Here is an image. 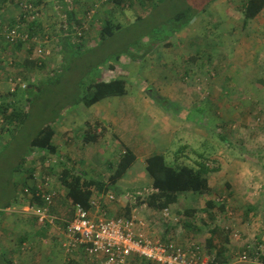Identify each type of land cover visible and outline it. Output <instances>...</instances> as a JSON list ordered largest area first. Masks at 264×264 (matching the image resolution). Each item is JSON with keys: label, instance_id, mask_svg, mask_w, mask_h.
Returning a JSON list of instances; mask_svg holds the SVG:
<instances>
[{"label": "rangeland", "instance_id": "1", "mask_svg": "<svg viewBox=\"0 0 264 264\" xmlns=\"http://www.w3.org/2000/svg\"><path fill=\"white\" fill-rule=\"evenodd\" d=\"M27 1L14 0L13 3L12 0H7V2H1L0 16L5 22L0 20V28L8 26L9 17L13 16L17 20L20 12L25 9ZM50 1L46 0L47 5L41 7L43 8L42 14L36 17L42 23L43 28L40 30L37 40L31 42L30 60L36 61L37 65L29 67L26 71L23 70L20 74H15L16 68L7 64L10 78L5 79L6 82L1 84L0 97L15 99L17 105L21 109H25L26 89L24 86L27 84L23 81V76L28 75L30 80L39 81L46 79L61 67L62 72L59 75H53L50 80H45L42 92L30 91L31 117L22 126L21 132L17 133L18 138L10 137L11 143L7 145L4 152L0 153V167L2 168L0 174L7 175L6 173L10 172L11 168L7 170L4 168L6 164L18 162L21 155L27 152L28 144L26 142L44 124L51 123L55 128H58L68 118L69 120L74 119L77 130H81L79 128L82 127L86 117L90 115L92 118L98 113L102 115L107 111L106 123L113 127L111 133L113 130H117L118 124H121L124 129H130L132 126L139 133L140 126L136 128V122L139 124L147 117H144L142 99L135 92L138 89H143L144 92H155L156 95H160V90L170 91L172 95L178 96L175 99L177 102L185 103L186 106L181 107L174 101L166 99L170 103L165 109L170 108L172 114L179 120H191V127L198 128L199 125L195 119L201 120L204 124L200 127L203 130L206 129L203 131L206 136L199 137L197 132L186 129L176 134L173 146L166 154L168 164L174 167L191 166L197 161H204V158H208L213 160L212 165L220 167L223 165V169L220 168L218 172L210 176L211 191L208 197L193 193L183 195L179 203L171 207L172 214L176 215L177 221L165 218L162 211L142 203L141 199L151 193L150 190H133L123 199L127 202L130 201L132 212L137 215L139 212L141 213L142 207L155 210L157 213L151 222L152 225L155 228L159 227L157 229L159 231L168 228L167 230H171V233H175L176 240L178 237L175 230L183 229L180 238L185 243L181 245H201L208 257L207 253L211 249L207 244V240L211 236L210 229L215 224L221 225L230 231L231 243L227 253L230 256V264H246L240 261V256L247 252L252 257L251 251L259 242L258 239L264 242V99L261 98L262 89L260 88V85H264V78H261V74L264 72L263 68L254 66L251 61H248L247 65H239L244 63L242 60L246 59L243 57L247 53L246 51L237 53L240 58L235 53L236 59L232 61L229 59L231 51L221 49L225 42L221 40L222 36L220 35V28L223 25L211 8L213 2L207 5L208 11H202L199 20H197L199 13H196L192 24H189L191 32L189 31L187 39L181 36L183 30L171 36L170 40L173 45L170 48L172 51L170 55L166 56L167 59L163 60V64H167L169 67L164 69L169 70L172 73V78L174 77V80L170 78L169 86H167L168 84H159L160 89H158V85L154 84L150 77H141L145 71L144 66L150 61H155V56H149L141 63L132 64L129 61V56L124 54L120 62H117L116 54L121 50L125 52L124 50L127 49L149 46L144 43L149 42L150 38L168 34L171 29L170 19L178 11L179 6L183 7L182 0H163L159 3V0H153L149 5L153 8L154 5L159 7L152 12H149L152 7H142L141 3H135L138 9L135 8V5L121 9L114 4H109L107 0H73L72 9L78 13V16H84L85 12L90 9L89 15L86 19L84 18L83 25V29L86 31L84 38L86 47L90 50L69 53L64 60L58 38L63 33L62 30L66 22L59 15L62 12H59L57 3ZM234 1L236 0H231L229 5L234 4ZM239 2H243V0H239ZM17 10L18 12H16ZM106 18H113V21L120 23L124 29L111 41L98 43L96 42L99 37L98 25L101 20ZM259 20L260 26L264 28V14ZM234 25L236 26V24ZM228 26L232 27L231 24ZM250 28H246V32H252ZM236 31H240V28H237ZM145 37L149 39L147 38L145 41ZM217 41L219 45L216 43ZM163 47V52L167 55L168 49L166 46ZM25 48L26 51L29 49L27 44ZM223 54L228 56L225 57L228 60L223 61L224 57L222 56L217 59ZM0 59H2L1 55ZM149 59L150 61H148ZM2 62L0 65H3ZM42 62H44V67L41 66ZM111 63L119 67L120 71L117 74H120L121 77L125 76L124 78L127 79V94L106 99L108 110L106 109L104 112L101 109L100 111L95 108L89 109L83 104L75 105L84 83L102 77L104 73L103 77L107 79L115 77L114 72H108ZM141 81L144 83L141 84ZM7 85L10 88H7ZM14 92L17 94L16 98L12 97ZM193 103L196 105H192ZM187 105L194 107L191 106L192 109H190L187 108ZM197 107L202 111L201 113H196L193 110ZM71 115L73 118H70ZM247 117H249L248 124L242 126L241 119ZM119 119L122 123H119ZM188 125L189 123L186 122V126ZM148 143H151L150 140L144 136L142 146L145 151L149 150ZM11 153L12 156H10ZM18 153L20 154L18 155ZM82 155H84V151ZM49 160H53L52 163L56 165L61 159L56 156L54 159L49 157ZM236 160L238 162L234 164ZM26 163L28 164V161ZM139 164L137 165L139 166ZM144 170L149 174L146 168ZM98 176L100 177V173ZM228 183L232 184L231 188L227 185ZM209 197L217 199L220 203H227L226 212L215 211L217 212L215 220L210 218L208 212L202 210ZM192 208L198 210L197 215L194 218L185 216V210ZM185 222L194 224L196 229L189 232V227H183ZM171 233L169 236H172ZM215 245L217 250L220 246L218 239H216ZM246 246L249 247L248 250ZM2 258L7 261L6 254L0 252V264H2Z\"/></svg>", "mask_w": 264, "mask_h": 264}, {"label": "trees", "instance_id": "2", "mask_svg": "<svg viewBox=\"0 0 264 264\" xmlns=\"http://www.w3.org/2000/svg\"><path fill=\"white\" fill-rule=\"evenodd\" d=\"M59 6L60 11L62 12L61 16L66 22L62 34L59 36V45L60 50L64 54V60L67 57V54L85 51L86 47L85 42V33L83 29L84 18L86 19L89 15V10H87L84 16L79 15L72 9V1L70 0H54ZM109 4H114L116 7L124 9L125 7H134L135 3H141L142 7H152L149 5L153 0H107ZM165 1V0H164ZM181 1V0H180ZM217 0H182L184 3L183 7L173 14L171 17V29L170 32L161 37H152L149 42L144 43L149 46H142L139 49H130L123 50L116 54L117 62L119 63L124 54L129 56L131 63H141L146 58L151 56V54L161 45L171 46L172 41L170 40L171 36L176 32L184 30L193 19L196 17V13H201L207 8V5L211 2ZM1 2H7V0H0ZM163 2V0H159ZM157 3V4H158ZM25 5H32L34 11L31 12L28 9H24L19 14V20L27 25V34L29 36V41H17L15 43H9L5 41V38H0V44H12V45H21L24 46L27 44V59L25 62L26 71L29 67L37 65L36 61L30 60V55L32 54L31 42L39 37L40 30L43 28L42 23L36 18L37 15L42 14L43 8L47 5L46 0H28L25 2ZM157 5H154L149 12L154 11ZM147 10V9H146ZM264 12V0H247L244 6L245 14V25H248L250 21L256 20ZM141 19H143L141 17ZM17 20L10 21L8 25L13 26L17 23ZM99 26V37L96 42L103 43L108 42L114 39L117 34L124 28L120 23H115L113 18H106L101 20ZM97 26V27H98ZM174 27V28H173ZM155 35V34H154ZM148 37H145V41ZM149 39V38H148ZM143 40V38H142ZM141 40V41H142ZM34 45V43H33ZM141 51V52H138ZM195 59V58H194ZM1 62V59H0ZM41 66L44 67V62ZM62 70H57L52 72V74L46 79L39 81L30 80L28 75L23 76V81L27 84L25 85V104L26 108L21 109L17 105V100L11 98L0 97V139L9 132L13 134V139L18 138L17 133L21 132L22 126H24L31 117V108H32V99L30 91L33 92H42L45 80H50L53 75H59ZM22 70H18L17 74H20ZM120 71L119 67L111 63L108 67V72H114L115 77H110L105 79L102 77H97L94 80L84 83L83 90L78 99H76L75 105L83 104L86 107H91L96 103L109 98L116 96H124L128 92V81L126 78L119 76L117 72ZM58 73V74H57ZM12 97L16 98V92L12 93ZM154 100L165 108L168 103L166 98L161 97L160 95H154ZM173 106V104H172ZM168 109V108H167ZM96 125V123H94ZM89 130L84 139L85 142L96 141L99 135L91 132L93 129V122L88 121L86 123ZM56 128L51 124H44L42 127L35 131V134L29 138L26 142L28 144L27 152L18 159V162L9 163L8 168H11L9 173L0 174V185L7 184L11 187V175L12 172L20 171L25 174L26 178H33L36 176V173L40 175L54 178L58 176V181L60 183L61 190L65 191V194L58 193L55 197V200L62 201V211L57 212L55 208V202L52 208V214H57L65 219H72L74 216L75 208L77 205L81 204L85 208H90V202L93 196L96 193L107 196L108 194H113L115 197H118L122 193V189L118 186V181L122 179L128 171L136 163L137 155L130 149L126 148L123 153H121L117 163L113 164V171L106 179H98L87 177L86 174L80 172L79 170L72 168L68 165L61 163L62 169L55 174L54 167L52 164L47 163L49 157L55 156L57 154V146L55 145L56 137ZM37 153L42 154V159L36 162L35 160L30 162V166L26 168V161L29 158L34 157ZM16 154V153H15ZM20 153H18L19 155ZM17 156V155H16ZM28 159V160H27ZM205 159V160H204ZM204 161L195 162L194 165H179L177 167L171 166L167 162V157L165 154H153L145 160V167L150 176L153 178V189L146 197L142 198V203H146L150 208L155 210L163 211L164 209L171 208L176 206L181 197L187 194H200L209 196L211 187L209 176L211 173L218 172L220 170L219 165H212L213 160L204 158ZM6 168L5 170H7ZM26 180V179H25ZM228 185V184H227ZM16 184H14V190H0V210L4 211L5 209L11 207L13 204L21 201L33 207L35 205L43 207V201L36 195L37 188L31 187L28 184H23V190H16ZM230 187V185H228ZM26 189V190H25ZM227 203H220L215 198H208L206 204L202 207L203 211L208 212V215L213 220L216 219L217 212L220 213L226 212ZM215 213H214V212ZM132 207L128 204L125 208L119 210L117 216L115 217H131L132 216ZM198 213L196 208L185 210L184 215L189 218H194ZM36 222L40 223L39 218H34ZM46 222V221H45ZM42 224V223H40ZM43 225V224H42ZM47 225V224H46ZM183 227H189L190 230L196 229V226L192 223H184ZM183 229H177L176 234L181 235ZM211 236L207 240L208 246L211 248L210 252L207 254L211 258L208 264H230V256H228V247L231 243L230 231L226 228H223L219 224H215L213 228L210 229ZM218 239L220 241V246L216 250L217 246L215 241ZM259 242L255 248L261 249V254L259 255L258 261L256 264H264V242L261 239H258ZM248 250L249 247L246 246ZM263 249V250H262ZM258 250H256L257 252ZM252 255L255 256L254 250L251 251ZM3 257V256H2ZM140 260V258H137ZM2 264H10L6 259L2 258Z\"/></svg>", "mask_w": 264, "mask_h": 264}, {"label": "crops", "instance_id": "3", "mask_svg": "<svg viewBox=\"0 0 264 264\" xmlns=\"http://www.w3.org/2000/svg\"><path fill=\"white\" fill-rule=\"evenodd\" d=\"M12 1L14 3V0ZM52 1L54 0H51L50 2ZM230 1L231 0H217L213 2V5L211 7L214 14L217 15L220 19V23H222L221 25H223L222 27H224L220 28V35L222 36L221 40L225 41L221 49L231 51V57L229 59L232 61L236 59L234 57L235 53L237 54L240 51H246L247 53L243 55V57H246V59L242 60L244 61V63L239 65H247L248 61H251L253 62L254 66H261L264 70V28L260 26L259 19L261 15L256 20L250 21L248 23L249 25H245L244 6L247 0H243V2H239V0H236L234 1V4L231 3L232 5H229ZM135 8L138 9L137 5H135ZM204 11H208V8H206ZM16 12H18V10ZM201 14L202 12L199 13V18L197 20L201 18ZM263 14L264 12L262 13V15ZM0 20H3L1 16ZM14 20L15 18H13V16L9 17V22ZM3 22L5 21L3 20ZM228 24H231L232 27H229ZM234 24H236V26ZM236 27L240 28V31H236ZM249 27H251L250 29H252L253 33L246 32V28L248 29ZM189 31L191 32V29L188 25V27H186L181 33L182 38L187 39L188 35L190 34ZM228 35L229 38H227ZM216 43H218V41ZM163 46L164 45L159 46L151 54L150 57L155 56V61H150L149 59L148 61L150 62L146 66H144L145 71L141 75V77H150L151 81H153L154 84L158 85V89H160L159 84H168L167 86H169L170 80L174 78H172V73L169 72V70L166 71V69H164L165 67L169 68L168 65L163 64V60L167 59L166 56L170 55L172 50L170 46H166L168 49V54L165 55L162 49ZM0 55L2 57L1 62L3 61V65H0L1 88V84L6 82L5 79L10 78V74L7 72L6 65L10 64L14 68H16L15 74H17L18 70L23 71L25 69L24 64L28 56L25 45L18 46L12 44L9 45L6 43L0 44ZM221 56L224 57L223 61L228 60V58L225 59V57H228L225 54L218 56L217 59H219V57ZM22 71L20 73H22ZM103 76H105V73L103 74ZM261 78H264V72H262ZM142 83H144V81H141V84ZM6 87L8 88L9 85H7ZM260 88L262 89L261 98L264 99V85H260ZM166 91L167 90H160V96L174 101L176 105H180L181 107L186 106L185 103L183 104L175 100L178 98L177 95H172L170 91H168L169 93ZM135 94H137V96L142 99V105L145 115L144 117L148 118L142 120L139 124L136 122V128L140 126L139 133L137 132L138 130L135 131L132 126L130 129H124L121 124H118L117 126L119 127L117 128V130H113V133H111L113 127L111 125H107L106 123V109L108 110V108H106L105 102L108 98H106L89 107V109L95 108L98 109V111H100L101 109L103 112L106 111V113L102 115L98 113L96 116L93 115L94 117L92 118H90V115L89 117H86L82 127L79 128L81 130H77L74 119L69 120L68 118L67 120H65V123L62 122L61 125L56 128L57 133L54 142L57 146V154L55 156H51L50 158L54 159V157L57 156V158L61 160H59V163L56 165L52 163L54 162L53 160L47 161V163L52 164V166L55 168L54 171L56 175H58V173L61 171L62 165L60 167L59 165L64 161V165L66 164L72 168L79 170L80 172H83L87 177L98 178V173H100V177L98 179H106L113 171L112 165L117 163L121 153H123L126 148L132 149L137 155V160L133 167L128 171V173L118 181V186L122 189V193L119 194L118 197H116L114 202H107L108 213L111 217L117 216L119 210L125 208L128 204L132 207L130 201L127 202L125 201V199H123L126 194H130V192L133 190H154L153 178L144 170L146 168L145 160L149 156L156 153L165 155L168 154V152H170L171 150L170 148L173 146L175 135L180 133L184 129L197 132L199 134V137L206 136L205 132H203L206 129L203 130L200 127V125H203L204 122L195 119V121L199 125L197 128L195 126H190L191 120L189 119L179 120L177 117L175 118V115L172 114L170 108L165 109L161 104L154 100L153 96L156 95L155 92H144L143 89H138ZM192 105L196 104L193 103ZM192 105H187V108L192 109V107H194ZM198 109L199 108L197 107L193 110L196 113H201L202 111ZM70 118H73L72 115L70 116ZM248 120L249 117L242 118L240 122L241 125L246 126L249 122ZM88 121L96 123V125L94 124L92 128L93 130L91 131L94 133V135H99L96 141H84L87 135V131L89 130L86 125ZM186 122L189 123L188 126H186ZM119 123H122L121 119H119ZM11 132L12 131L7 132L3 136V138L0 139V153L4 152L7 145L11 143L10 137H13V134ZM201 132L203 133L201 134ZM144 136L145 138L148 137V140H150L151 142L148 143V151H145L142 146V139L144 138ZM83 151L84 155H82ZM112 155H114V158H112ZM10 156H12V153L10 154ZM41 159L42 154L37 153L34 157L29 158L26 168L30 166L31 161L35 160L36 162H38ZM237 162L238 161L236 160L234 164H237ZM138 163H140L139 166L137 165ZM8 164H6V167H3L5 169L8 168ZM220 168L223 169V165H221ZM0 169L2 168L0 167ZM212 174L213 173H211L210 176ZM35 177L26 178L23 172L16 171L11 175V187H9L7 184L5 186L4 184H1L0 190H14V184L17 185L15 188L16 190H23V184H28L31 187H35L41 182L45 181L46 178V176L40 175V173H36ZM50 181L52 182V186L54 190H56L57 194L59 192L65 194V191L61 190L58 176L54 178L50 177ZM228 185H230V188L232 187V184L228 183ZM98 195L100 194L96 193L95 196ZM54 202V209H56L57 212H60V210L62 211L63 202L60 200H56ZM155 213H157L155 212V210H152L150 208L148 209V207H142L141 213L139 212L138 214V218L145 224L144 231L157 241L167 242L171 240L175 243H178L179 245H181L182 243L184 244L185 242H182L183 240H181L180 238L182 235H177L178 239L176 240V235L174 237L175 233H171V230H167L168 228H164L159 231L157 230L159 227L155 228L152 225L151 222L155 217ZM133 214H135V212H133ZM54 215H56L58 218L65 219L64 217H61L57 214ZM36 217L37 216H35L33 212L30 211V207L25 203V201H19L13 204L11 207L5 209L4 211L0 210V252L6 254L7 261L10 264H92L90 259H88L87 256H84L83 252L78 253L75 256H72L66 252L65 248L63 247V224L61 223V221L49 223L41 222L40 220H38L43 224L42 225L35 221L34 218ZM170 233L172 234V236H169ZM256 263L257 262L252 264ZM131 264L148 263L145 260H137V258H135L133 259Z\"/></svg>", "mask_w": 264, "mask_h": 264}, {"label": "built area", "instance_id": "4", "mask_svg": "<svg viewBox=\"0 0 264 264\" xmlns=\"http://www.w3.org/2000/svg\"><path fill=\"white\" fill-rule=\"evenodd\" d=\"M25 9L34 11L32 5L25 6ZM18 20L13 26L1 27L0 38H5L9 43L28 42L27 25ZM51 184L50 177H46L45 181L35 186L38 190L36 195L44 206H29L30 211L41 222L61 221L63 247L72 256L83 252L92 264H131L135 258L145 260L148 264H208L211 260L201 245L181 246L171 240H154L144 231L145 224L137 214H132L131 217L109 216L107 202L115 201L113 194L93 196L90 208L77 205L72 219L58 218L51 211L57 195ZM162 214L167 219L178 220L171 208L164 209ZM252 249L255 256L251 257L244 252L240 256L242 263L252 264L258 261L261 249Z\"/></svg>", "mask_w": 264, "mask_h": 264}]
</instances>
